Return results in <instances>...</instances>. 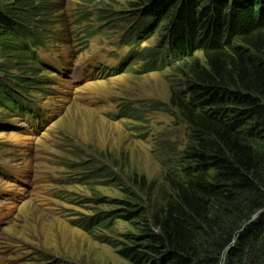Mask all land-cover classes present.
<instances>
[{
	"label": "rangeland",
	"instance_id": "1",
	"mask_svg": "<svg viewBox=\"0 0 264 264\" xmlns=\"http://www.w3.org/2000/svg\"><path fill=\"white\" fill-rule=\"evenodd\" d=\"M136 3L0 0L40 34L45 58L36 63L0 31V80L28 91L35 113L18 115L0 98V264H157L123 252L156 229L176 196L169 172L191 146L193 126L172 101L209 65L199 51L172 65L147 63L164 33L139 18ZM99 63L106 67L96 77L75 81L76 64Z\"/></svg>",
	"mask_w": 264,
	"mask_h": 264
},
{
	"label": "trees",
	"instance_id": "2",
	"mask_svg": "<svg viewBox=\"0 0 264 264\" xmlns=\"http://www.w3.org/2000/svg\"><path fill=\"white\" fill-rule=\"evenodd\" d=\"M135 6L139 18L164 33L159 55L147 63L172 65L199 51L209 71L172 101L193 126L179 171L169 172L176 196L156 229L145 228L137 246L143 251L123 253L137 263L154 257L157 264H264V0H137ZM10 13L0 7V31L41 64L33 50L41 47L40 34ZM0 83L7 107L34 115L28 91Z\"/></svg>",
	"mask_w": 264,
	"mask_h": 264
}]
</instances>
